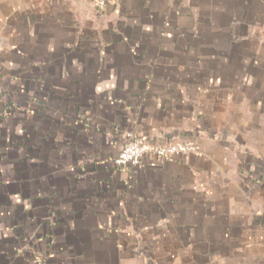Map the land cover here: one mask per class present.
<instances>
[{
	"label": "crops",
	"instance_id": "obj_1",
	"mask_svg": "<svg viewBox=\"0 0 264 264\" xmlns=\"http://www.w3.org/2000/svg\"><path fill=\"white\" fill-rule=\"evenodd\" d=\"M0 45V264H264V0H0Z\"/></svg>",
	"mask_w": 264,
	"mask_h": 264
},
{
	"label": "built area",
	"instance_id": "obj_2",
	"mask_svg": "<svg viewBox=\"0 0 264 264\" xmlns=\"http://www.w3.org/2000/svg\"><path fill=\"white\" fill-rule=\"evenodd\" d=\"M96 10H103L106 6V0H88ZM2 46L0 45V55ZM197 151L196 146L189 141H175L166 144L149 145L143 138H132L124 145L114 160V165L121 169L138 167L145 154H152L159 161H167L173 156L186 157ZM32 264H45L43 261H37Z\"/></svg>",
	"mask_w": 264,
	"mask_h": 264
}]
</instances>
